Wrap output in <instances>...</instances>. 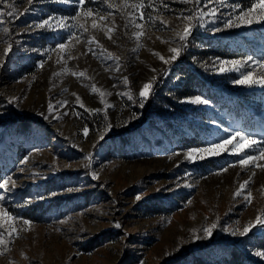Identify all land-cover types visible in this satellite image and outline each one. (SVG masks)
<instances>
[{"label":"rangeland","instance_id":"1","mask_svg":"<svg viewBox=\"0 0 264 264\" xmlns=\"http://www.w3.org/2000/svg\"><path fill=\"white\" fill-rule=\"evenodd\" d=\"M142 2L145 7L139 11L131 7ZM256 2L0 4L5 13L14 12L0 17L5 21L0 26V182L9 176L15 181L14 188L9 184L10 190L0 189L5 196L0 200V264H196L197 256L208 264H226L231 248L238 251L234 264H264V257L256 255L264 251V228L231 235L264 214V171L238 163L247 154L264 164L259 159L264 149V85L233 83L247 71L253 77L264 73V67L247 61H264V21L225 28L229 16L235 21L241 12L234 5L247 10ZM89 8L93 16L71 19ZM210 9L217 10L215 17L201 15ZM141 11L144 19L136 23L142 27L136 28L129 21ZM49 15L77 23L72 42L67 41L68 29L29 28ZM184 16H193L195 27L177 60L165 64L156 53L167 58L170 47L180 46L176 32L183 30ZM4 27L10 31L5 33ZM109 28L115 42L108 39ZM137 31L144 32L139 39L133 35ZM93 36L107 52L87 43ZM60 43L68 46L52 51ZM9 44L13 47L5 56ZM231 60L247 62L246 67L220 72L219 61ZM180 62L187 66L179 69ZM186 81L190 92H175ZM148 82L151 94L142 98L140 90ZM92 85L105 94L93 92ZM196 96L209 103H193ZM235 132L259 143L237 153L233 146L240 138ZM226 139L232 144L219 155L186 156L191 149ZM245 180L248 185L235 196ZM41 195L45 199H37ZM4 212L14 219L8 220ZM212 223L217 227L205 237L202 230Z\"/></svg>","mask_w":264,"mask_h":264},{"label":"snow or ice","instance_id":"2","mask_svg":"<svg viewBox=\"0 0 264 264\" xmlns=\"http://www.w3.org/2000/svg\"><path fill=\"white\" fill-rule=\"evenodd\" d=\"M106 2V0H105ZM161 2L163 3V0H161ZM184 3H199V0H183ZM213 0H208V3H212ZM29 5H31L33 3V0H28ZM0 4H7V0H0ZM77 4L79 6H84L86 4V0H77ZM109 8H113L115 7L112 4H108L107 5ZM151 6V5H148ZM131 7L133 9H137L138 11L140 9H143L145 7V4L142 2L140 4H132ZM164 7H167L166 4H164ZM235 8H241V12L238 16H236L235 21L231 18V16H229L228 20L225 22V28H232V27H239L241 24H246V25H250L252 24L254 21L256 22H260V21H264V0H257L256 3H253L252 6L250 8H248L247 10H243L242 6L237 4L234 5ZM254 10H259V14L258 15H254ZM216 11L217 10H212L210 9L208 13H203L201 12V15H211L213 17L216 16ZM7 15L8 17H12L14 15L13 11H7L6 13L3 10H0V17H3L4 15ZM81 14H83L86 17H91L93 16V9H87L86 11H84L83 13L81 12H77L76 16L72 17L71 19L73 21H77L79 17L81 16ZM109 15H111V13H109ZM68 19L66 17H54L52 15H49L46 19H42L40 22L38 23H34L32 25H29L30 29H50V30H55V29H68L70 34L67 36V41L68 42H72L74 37L76 36V33L74 31H71L74 28H77V23H73L70 24L68 23ZM99 19L101 21H103L105 19L104 16H100ZM136 19L139 20H143L144 19V13L141 11L140 15L136 18H134L133 20L129 21L130 24H133L136 28H141V24L136 23ZM194 17L193 16H184L183 17V21L185 22L183 30L182 31H177L176 35L179 39L180 46L177 47H170L169 48V52L172 53V55H170L169 57L165 58L163 55H160L159 53H156V55L159 56V58L165 63H171L172 61L177 60V58L181 55V49L182 47H185L187 45V41L188 38L190 37V35L192 34V29L193 27H195V25L192 23ZM237 21L239 23H237ZM5 23V21L3 19H0V26H2ZM161 23L163 24H167L166 21H161ZM128 25H125V27H127ZM79 27L82 29L83 32H87L88 29L84 28L83 25H79ZM92 28H97V23L95 20H93L92 23ZM220 29H216V31H219ZM3 31L5 33H8L10 31V29L8 27H4ZM113 30L112 29H107L106 34L108 35V39L112 40L113 42V36L108 34L111 33ZM133 35L139 39L140 37H142L144 35L143 31H137L134 32ZM76 43H79V39L77 38ZM93 42H95L102 50L103 52H107V49L103 48V45L99 44V41L95 40V37H91L87 40V43L89 45H91ZM68 45L66 43H60L56 45L55 49H52V51H56L57 49H59L61 52H63L66 47ZM13 45L9 44L8 48L5 49V56H7L9 54V52L11 51ZM90 52L93 51L92 48L88 49ZM47 51V50H46ZM93 54H95L93 52ZM109 58H114L117 61L119 60V57H114L112 53H108ZM72 57L69 56V59H71ZM247 61H251L253 64H257L260 67H264V61H256L254 60L252 57H248ZM60 61L57 60V63H59ZM246 63L247 62H242L239 60H231V61H219V71L220 72H226V71H231V70H236L239 71L241 67H246ZM44 61H41V67H43ZM226 64H230L231 68H226L225 65ZM117 70H119L117 68ZM65 71H67V69H65ZM155 71V70H153ZM73 75H77L80 77H83L85 75L84 72H79V73H72ZM127 77H124L125 82H127ZM233 83L237 84V85H254V84H260V85H264V73L260 74L258 77H253V73L251 71H247L244 74H242L241 78L236 79L233 81ZM151 90H152V82H148L143 84L141 90H140V97L142 98H147L150 94H151ZM92 91L93 92H100V89H98L95 85H92ZM105 93L100 92V95L103 96ZM110 94V93H109ZM75 95V94H73ZM129 99H131V96H129ZM77 100L79 101V97H77ZM193 103L196 104H207L209 103V101L203 99L200 96H196L194 98V100H192ZM68 102L65 101L64 104H67ZM84 105L81 103V107H83ZM141 107H143V103H141L140 105ZM48 111L52 112L53 111V104L49 103L48 104ZM43 115V113L41 114ZM48 117L45 116V119H47ZM109 128L111 127V125L108 126ZM84 133L85 135H87L88 133V129L87 127L84 128ZM234 137H239L240 138V143L236 144L233 146V150L237 153H244L245 149H249L252 148L253 146L257 145L259 142L257 140H255L253 137L247 136L241 132H235L232 134ZM232 144V139H226L221 141L220 143L217 144H212L210 147L208 148H198V149H191L188 151V153L186 154L187 158H193V153L194 152H206L208 155L210 156H214V155H219L221 152H225L227 151V145ZM201 159H203L204 157L201 156ZM27 159V158H25ZM256 159L257 157L251 156V155H247L244 154L242 156V158L238 161V163L241 166H249V165H255V167H258L261 169V171H264V164H257L256 163ZM259 159L264 160V149L260 150V154H259ZM234 166V165H233ZM228 169H222V171L226 172ZM22 171V170H21ZM253 175H255V172H253ZM251 179V177L249 178V180ZM249 180H245L242 184H240L239 189L234 193L235 196H240L242 194L243 189L246 188V186L249 183ZM9 184H11V186L14 188L15 187V181L12 179V177H7L6 179H4L2 182H0V189H3L5 191L10 190L9 189ZM73 189L69 188L66 189V191H72ZM51 195H56V193H51ZM251 196V193H248V196H245V199L247 200L248 197ZM142 197L141 195H137L136 196V200H140ZM5 199V196L0 193V200ZM37 199H45V197L43 195L38 196ZM250 202V201H249ZM28 203H31V201L29 200ZM3 215L5 217L8 218V220H12L14 219L13 217H11V215L7 212H4ZM264 214H262L261 216H257L255 222H249L248 225L244 226L243 231H240L239 229L236 230H232L231 231V235L236 236V235H245L247 234L252 228L256 227V226H260L261 228H264ZM23 223L25 225L30 224V221L28 220H24ZM115 227L120 228L121 225L119 223L115 224ZM217 227V225L215 223H212L209 227L204 228L202 231L204 233L205 237H211L213 234V230ZM13 231H15V229H13ZM225 231H229V229H225ZM11 235V232L9 233V236ZM200 236H196L195 239H200ZM4 244V239L3 236L0 235V245ZM257 256H262L264 257V251H257L256 252Z\"/></svg>","mask_w":264,"mask_h":264},{"label":"trees","instance_id":"3","mask_svg":"<svg viewBox=\"0 0 264 264\" xmlns=\"http://www.w3.org/2000/svg\"><path fill=\"white\" fill-rule=\"evenodd\" d=\"M212 47H214L213 50H215V46H212ZM218 48L223 50L225 47L224 46H219ZM185 66H187V64L185 62H180L178 64V68L179 69H181L182 67H185ZM190 89H191V87L187 86V81H186V82H184V84H180L179 86H176L175 92H177V93H189ZM237 252L238 251L235 248H231L232 256H231V258L228 260V262L226 264H234L235 263L232 260L235 259L236 255H237ZM195 263L196 264H208L209 262L205 259V257L197 256L195 258Z\"/></svg>","mask_w":264,"mask_h":264},{"label":"bare ground","instance_id":"4","mask_svg":"<svg viewBox=\"0 0 264 264\" xmlns=\"http://www.w3.org/2000/svg\"><path fill=\"white\" fill-rule=\"evenodd\" d=\"M161 145V144H160ZM152 147H154V149L155 148H158L159 150H161L162 152L164 151V150H162V149H164V147H159V146H157V145H153Z\"/></svg>","mask_w":264,"mask_h":264}]
</instances>
